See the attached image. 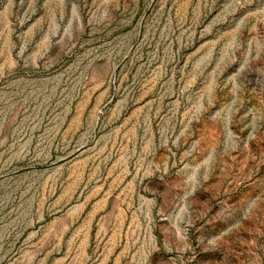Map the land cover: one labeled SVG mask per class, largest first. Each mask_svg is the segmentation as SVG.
<instances>
[{"label": "rangeland", "instance_id": "obj_1", "mask_svg": "<svg viewBox=\"0 0 264 264\" xmlns=\"http://www.w3.org/2000/svg\"><path fill=\"white\" fill-rule=\"evenodd\" d=\"M0 264H264V0H0Z\"/></svg>", "mask_w": 264, "mask_h": 264}]
</instances>
